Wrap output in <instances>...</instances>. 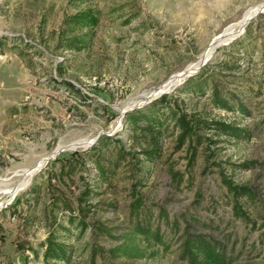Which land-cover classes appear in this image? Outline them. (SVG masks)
I'll return each instance as SVG.
<instances>
[{"label":"rangeland","instance_id":"1","mask_svg":"<svg viewBox=\"0 0 264 264\" xmlns=\"http://www.w3.org/2000/svg\"><path fill=\"white\" fill-rule=\"evenodd\" d=\"M87 8L97 23L70 31L65 18ZM245 18L238 36L214 47ZM71 35L83 39L79 48L66 47ZM203 67L208 86L195 92L187 80ZM210 83L248 112L213 107ZM160 91L186 113L252 136L200 130L193 153L187 142L176 144L166 121L160 154L149 161L147 137L131 133L120 112ZM101 135L111 139L105 157L125 156L106 180H95L89 161L83 171L58 173L55 158L77 156ZM234 186L251 196H234ZM136 198L168 244L136 236L139 256L112 255L129 232ZM196 233L232 247V264H264V0H0V264H43L47 238L69 246V261L57 264H187L178 247Z\"/></svg>","mask_w":264,"mask_h":264},{"label":"trees","instance_id":"2","mask_svg":"<svg viewBox=\"0 0 264 264\" xmlns=\"http://www.w3.org/2000/svg\"><path fill=\"white\" fill-rule=\"evenodd\" d=\"M97 20V15L89 8L80 9L65 18L66 23L71 25L70 31L74 27L86 28L94 26ZM66 41L65 45L67 48H79L77 44H83L84 42L80 36L77 37L75 35H71ZM204 68H201L197 77L187 80V84L196 82L195 84L198 88L194 89L195 92H202L208 86L207 80L210 76L205 75ZM228 68L229 70H237L240 67L235 65ZM61 82L70 85L66 81ZM210 85L209 99L213 107L225 111L248 112L247 108L233 94L220 90L215 83H210ZM176 100L169 94H162L143 107L127 111L124 114V122L130 128L131 133L138 132L140 136L147 137L149 148L144 151V154L149 161L154 162L159 156V136L164 134L169 121L177 131L175 135L176 144L181 145L187 142L188 148L193 153L196 150V145L202 142L201 138L203 136L198 133L200 130L213 129L216 135H223L233 140H246L252 136L251 129L237 126L234 123L204 119L195 116L194 113H186L178 107ZM109 141H111L109 137L101 135L95 144L81 151L77 156L65 160L55 158L52 164L58 163V173L69 176L85 170V164L89 161L95 169V180H106L108 174L112 173L125 157L120 150L117 151V156L113 158L105 157L103 152L107 149ZM192 143L194 145H191ZM53 174L57 176L56 173ZM228 189L232 191L234 196L248 198L251 196V193L244 187L234 186L228 187ZM91 193L90 189H85L82 195L88 197ZM82 199H84L83 196H79L77 202H82ZM146 211L145 206L137 198L130 204L128 214L129 232L124 237L123 243L115 245L110 250L112 255L139 256V253H137L138 248L133 243V239L136 236L151 240L165 247L167 246L168 243L164 239L165 235L160 233L158 227H153L150 224L149 217H146ZM181 238L182 240L178 247V257L187 264H232L235 259L232 247L227 248L225 243L221 244L206 234H186ZM68 248L69 246L64 243L47 238L42 254L43 264H57L58 261L68 262Z\"/></svg>","mask_w":264,"mask_h":264},{"label":"water","instance_id":"3","mask_svg":"<svg viewBox=\"0 0 264 264\" xmlns=\"http://www.w3.org/2000/svg\"><path fill=\"white\" fill-rule=\"evenodd\" d=\"M247 21H248V20H247ZM246 23H247V22H246ZM246 23L244 24V26L246 25ZM244 26L241 28V30H240L237 34H235L234 36H232V37H230V38H227L226 40L224 39V35H223L222 33H220V34L218 35V38H221V39H224V40H222V41H220L219 43H217L215 47H217V46L220 45V44L228 43L229 41H231L232 39H234L236 36H238V35L243 31ZM214 49H215V48H214ZM214 49H213V51H214ZM209 57H210V54H209L208 57H206V58H201L200 61H199V65L197 66V68H196L195 70H193V71H191V72H186L185 69H184V70H182L181 72H179V73L176 75V81H175V83L177 84V82H178V80H179L180 78H182V77H184V76H186V75H189V74H191V73L197 71V70H198V69H199V68H200V67H201V66H202V65H203L208 59H209ZM164 92H165V91L154 92V93L151 94V96H149V97L146 98V99H147L146 101H149V100L153 99V98L156 97V96H159L160 94H162V93H164ZM133 107H135V106H130V107H126V108L124 107V108L121 110V112H120V117H121L125 112L131 110ZM91 143H92V142L86 144L84 147L88 146V145L91 144ZM53 156H54L53 153H50L48 156H46L44 162H43L42 164H40V165L36 168L35 173L38 172V171H39V170H40V169L46 164V162H47L48 159L53 158Z\"/></svg>","mask_w":264,"mask_h":264},{"label":"bare ground","instance_id":"4","mask_svg":"<svg viewBox=\"0 0 264 264\" xmlns=\"http://www.w3.org/2000/svg\"><path fill=\"white\" fill-rule=\"evenodd\" d=\"M246 18H247V17H246ZM246 18L243 20V23H244V22L246 23L247 20H248L250 17H248L247 20H246ZM245 20H246V21H245ZM245 23H244V24H245ZM244 24H243V26H244ZM237 33H238V32H237ZM237 33H236V34H237ZM233 36H234V35H233ZM229 38H230V37H229ZM224 39L226 40L227 37H224ZM224 39H218L217 42L215 43L214 47L216 46L217 43H219L220 41H222V40H224ZM201 58H206V57H203V56H202ZM201 58H200V59H201ZM200 59H199V61H200ZM199 61H198V64H199ZM198 64H197V65H198ZM193 69H195L194 66H193L192 69H188V70L186 69L185 71H186V72H190V71H193ZM175 81H176V80H174L173 82H170L169 84H167V87H169V86H171L172 84H174ZM57 151H58V150L55 149L54 151H52V153H53V154H56ZM35 171H36V169H35V170H32V171L27 175V177H26L22 182L19 183V185L17 186V188H15V190H18V189H20L21 187L25 186V185L29 182V180L31 179V177L35 174ZM13 191H14V190H13ZM13 191H12V192H13Z\"/></svg>","mask_w":264,"mask_h":264}]
</instances>
